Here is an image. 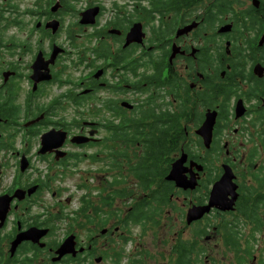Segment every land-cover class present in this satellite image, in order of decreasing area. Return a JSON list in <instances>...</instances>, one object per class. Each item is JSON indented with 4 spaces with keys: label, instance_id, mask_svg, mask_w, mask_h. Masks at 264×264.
I'll list each match as a JSON object with an SVG mask.
<instances>
[{
    "label": "flooded vegetation",
    "instance_id": "flooded-vegetation-1",
    "mask_svg": "<svg viewBox=\"0 0 264 264\" xmlns=\"http://www.w3.org/2000/svg\"><path fill=\"white\" fill-rule=\"evenodd\" d=\"M21 1H0V264H264V0H129L102 24L98 3L96 52L55 40L69 0L58 13ZM89 162L106 185L84 184ZM79 175L68 253L17 245L50 231L54 217L33 212L41 192L71 203L64 179ZM101 200L123 206L101 219ZM75 220L99 234L80 242Z\"/></svg>",
    "mask_w": 264,
    "mask_h": 264
},
{
    "label": "rangeland",
    "instance_id": "rangeland-1",
    "mask_svg": "<svg viewBox=\"0 0 264 264\" xmlns=\"http://www.w3.org/2000/svg\"><path fill=\"white\" fill-rule=\"evenodd\" d=\"M69 1H70L71 6L74 7V9H72V11H70V13L64 15V18L59 20L61 23V32L58 33V38H55V40L57 41L58 44H63L64 46H68V47H69L68 41L73 42V44H75L77 47H80V46L86 47L89 52L94 51L91 49V46L93 45V42L98 37L97 35L95 36L94 34H92V32L94 30H96V27H94V25H97V19H96L95 23L92 25H84V24L79 23L80 22L79 16L82 12H84V9H86L88 7L89 8H95L96 6H99L98 3H100L104 9V12H103L104 16L102 17V19L99 22V24H102L103 21H107V20L111 19L112 17L115 18V16H116L115 12H117L118 7H123V8H127V9L131 8V2L129 0H69ZM33 3H34L33 0H22L21 1V7L24 9H26V8L32 9ZM52 5H53L52 6L53 7L52 8L53 13H58L57 11H58V9L60 10V8L57 7L56 0H54ZM115 5H117L118 7ZM100 18L101 17H99V19ZM32 21L33 20L31 19V22ZM36 39H38V38H36ZM66 40H68V41H66ZM109 45L116 47V45L113 43H109ZM94 52H96V51H94ZM96 64H98V63L96 62ZM52 94H53L52 92L47 91L45 93V97L47 99H49ZM23 96H24V93H22L21 97L23 98ZM44 103H47V100H44ZM47 104H45V105H47ZM49 137H51L48 140V143L50 144V143H52V141H55L59 136H53L51 134V135H49ZM36 143L37 144L39 143V138L36 140ZM34 149L35 148H33V150H32V155L29 157L30 163H32L33 165L36 164V160L34 158ZM38 164H39V162H38ZM82 168H84V170H81V172H84L86 174V176H84V181H86V183H84V184L86 186H91V187H94L95 185L104 186L108 183V179H105L102 182L104 176L101 179H97L98 168H99L98 164L89 162V163H86L85 165H83ZM79 169H81V168H79ZM89 173H91V174L88 175ZM82 181H83V177L79 175V176H75L73 178L67 176L64 179V183L66 185H68L69 187L63 186L62 182H60L62 187H67V189H70V193L73 195V199H72L71 203H68V204L65 203L67 192H62L61 197H58V198L52 197L50 195V191L49 192L48 191L47 192H41L39 202L37 203V206H35L33 208V212L34 213H38V212L40 213L41 211L43 213L49 212V214L54 217L53 221L50 217H48L46 219L47 228H49L50 231L47 229L49 231V233L45 238L40 239L41 242L46 241L49 244H54V243L58 244V243H61L64 241L63 240L64 231L67 228V226L69 225V223H71L72 219L74 218L73 213L78 212V210L81 206L79 201H78V198L80 197L82 199V195L85 193L84 190H80L75 185L77 183H82ZM58 187L60 189H62V187L60 185H58ZM52 189L55 190L56 188L53 187ZM109 189H110L109 187H106L105 191L109 192ZM96 192H97V189L91 190V193H96ZM102 197H105V195H102ZM58 200L60 201V203L63 207V208H61V207L58 208L59 213L55 212V210L53 208H51V204L54 202H57ZM102 203L103 202L101 200V202H100V206H101L100 218L101 219H105V217L107 216L106 214L113 211V209L121 208L123 206V204H117V205H113V208H111V206H106V207L102 206L103 205ZM38 205H39V208H38ZM20 212H21V210H20ZM27 217H28V214H27ZM23 218H25V216H23ZM44 218H45V216H44ZM100 218H97L95 220H91L93 227L97 228V227H99V225L101 223H103V222L100 223ZM23 222L26 225L27 219H25ZM80 223H83V220H77L75 223H73L75 225L74 229L77 230V233H76L77 239L80 240V242L85 243L88 235L94 236L95 234L96 235L99 234L98 232L95 233L90 229L89 226L91 224H86L85 226L82 225L80 228H77L80 225ZM25 225H24V227H25ZM106 225L107 224L103 223V225L101 227H105ZM107 227L108 226H106V228ZM139 232H140V229H138L136 227L134 228V230H131L132 238L134 240H136V242L149 243V241H148L149 236H147V238L143 239L142 234L140 235ZM108 233H109V231L107 230V235L104 236L102 238V241L98 242V243L103 244L104 241L108 238ZM43 236H45V235H43ZM68 237H71V236H68ZM72 238H73V242L75 243V241H77L76 236L75 237L72 236ZM166 238H167V236H165V242H167ZM199 239H200V247L205 252H207L208 250L210 251L213 248V246H214L213 242L212 243L208 242L209 243L208 244L204 240L203 236L202 237L200 236ZM155 243H157V241ZM106 247L107 246H103L102 250L99 251L104 256L107 254ZM213 253H215V252H213ZM104 259H105L104 257L98 258L100 263L106 264ZM263 260H264V258H263Z\"/></svg>",
    "mask_w": 264,
    "mask_h": 264
},
{
    "label": "water",
    "instance_id": "water-1",
    "mask_svg": "<svg viewBox=\"0 0 264 264\" xmlns=\"http://www.w3.org/2000/svg\"><path fill=\"white\" fill-rule=\"evenodd\" d=\"M97 12H98V9L96 7L95 8H89V9L85 10L84 12H82L80 14V22L79 23L84 24V25H92V24H94ZM49 135H51L50 132L45 133L44 135H42V137H41V147L49 145L48 140L51 138V137H49ZM76 143L78 144L80 142L76 141ZM51 146H52V143H50L49 148ZM57 146H59V145H57ZM26 166H27V163L25 161H21V170H24L26 168ZM203 212L204 211H200V213H199L200 215L198 214L197 217H195L194 219H197L200 216H202ZM43 233H44V231H41V230L29 229L27 232L17 236V245L20 244L22 241L27 240V239L32 241V242L38 243L40 238L44 235ZM73 243L74 242H73L72 236L66 238L62 242L63 246L56 253H59L60 256L62 254H65L67 252V250H68V246L72 245ZM58 259L59 258H56V260H58Z\"/></svg>",
    "mask_w": 264,
    "mask_h": 264
},
{
    "label": "trees",
    "instance_id": "trees-1",
    "mask_svg": "<svg viewBox=\"0 0 264 264\" xmlns=\"http://www.w3.org/2000/svg\"><path fill=\"white\" fill-rule=\"evenodd\" d=\"M183 255H184V253H183Z\"/></svg>",
    "mask_w": 264,
    "mask_h": 264
}]
</instances>
